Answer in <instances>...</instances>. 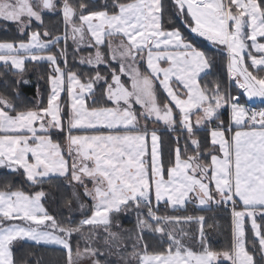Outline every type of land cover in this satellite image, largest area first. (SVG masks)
Here are the masks:
<instances>
[{
  "label": "snow or ice",
  "instance_id": "6c2138e0",
  "mask_svg": "<svg viewBox=\"0 0 264 264\" xmlns=\"http://www.w3.org/2000/svg\"><path fill=\"white\" fill-rule=\"evenodd\" d=\"M0 32V264H264V0H0Z\"/></svg>",
  "mask_w": 264,
  "mask_h": 264
},
{
  "label": "trees",
  "instance_id": "16d2710c",
  "mask_svg": "<svg viewBox=\"0 0 264 264\" xmlns=\"http://www.w3.org/2000/svg\"><path fill=\"white\" fill-rule=\"evenodd\" d=\"M50 28H54L58 26L59 21L55 18L48 19L46 21ZM182 31L188 37V39L193 42L197 46H204L207 44L201 37L195 36V34L189 33L187 29H183ZM11 35H5L3 32H0V40L11 39ZM46 71L44 66H40L35 69H30V72L33 73L32 80L33 83L36 82V76L40 73ZM219 78L223 79L225 83H227V76H226V68L221 66L219 69ZM42 83V82H41ZM25 95L29 99L34 98V90L26 92ZM242 99V97H241ZM161 131L163 128L161 127ZM169 137L166 135L165 140ZM167 159V157H165ZM19 186V185H17ZM46 190H49V186H45ZM59 194L52 192V198L46 202L45 206L48 208L49 212L53 215H57L59 212H64L65 217L68 215V210L63 207H58L60 201L55 199ZM163 212V208L161 209ZM75 213V214H73ZM72 215L75 216L77 219L79 218L80 214L78 212H73ZM177 214H186V215H205L207 221L209 223L214 224V227L207 230L208 239L211 246L216 250L224 249L228 246L230 241V231H231V216L230 211L225 208L216 209V206H213V211H205L202 210L192 204H189L187 207V211L181 210V212ZM122 223L125 228H132L134 224V217L129 214L127 217L122 218ZM196 226L193 225L191 231L195 232ZM191 243V242H189ZM195 247V245H192ZM15 255L18 260H25L27 264H64V254L63 250L45 246V245H35L34 243L30 242H22L21 244L17 245L15 248Z\"/></svg>",
  "mask_w": 264,
  "mask_h": 264
},
{
  "label": "crops",
  "instance_id": "0c3cea01",
  "mask_svg": "<svg viewBox=\"0 0 264 264\" xmlns=\"http://www.w3.org/2000/svg\"><path fill=\"white\" fill-rule=\"evenodd\" d=\"M262 42H264V41H262ZM249 43H250V42H249ZM241 96H242L243 99H244V100H242L243 103H245V104H250L251 106L253 105V103L248 102V101L246 100V97H244L243 95H241ZM254 104H255V105L258 104L259 106H263V107H264V101H261V100L256 101V103H254ZM263 107H262V108H263ZM255 108L258 109V110H260L258 106H255ZM261 110H262V109H261ZM162 128H163V127H162Z\"/></svg>",
  "mask_w": 264,
  "mask_h": 264
},
{
  "label": "rangeland",
  "instance_id": "374dc122",
  "mask_svg": "<svg viewBox=\"0 0 264 264\" xmlns=\"http://www.w3.org/2000/svg\"><path fill=\"white\" fill-rule=\"evenodd\" d=\"M226 76H227V74H226ZM233 91L236 92V91H238V90L235 89V88L233 87ZM241 97H242V96H241ZM242 100H244L243 97H242V99H241V102H242ZM246 100H247V98H246ZM258 100H259V99H253V100H247V101L253 103V105H252L253 107L258 106L260 110H261V109L264 110V107H263V106H259L258 104H256V105L254 104V103H256V101H258ZM242 103H243V102H242ZM262 107H263V108H262ZM73 214H75V213H73ZM30 243H32V242H30ZM51 247H53V246H51Z\"/></svg>",
  "mask_w": 264,
  "mask_h": 264
},
{
  "label": "built area",
  "instance_id": "2783aa9c",
  "mask_svg": "<svg viewBox=\"0 0 264 264\" xmlns=\"http://www.w3.org/2000/svg\"><path fill=\"white\" fill-rule=\"evenodd\" d=\"M246 107L250 108V109H255V110H258L256 109L255 107L251 106L250 104H245Z\"/></svg>",
  "mask_w": 264,
  "mask_h": 264
}]
</instances>
